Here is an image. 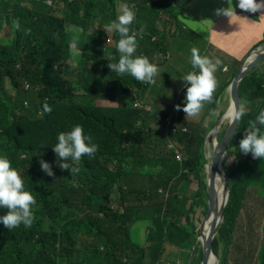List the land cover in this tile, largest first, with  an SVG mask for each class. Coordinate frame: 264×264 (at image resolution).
Segmentation results:
<instances>
[{
    "label": "trees",
    "instance_id": "trees-1",
    "mask_svg": "<svg viewBox=\"0 0 264 264\" xmlns=\"http://www.w3.org/2000/svg\"><path fill=\"white\" fill-rule=\"evenodd\" d=\"M192 1L180 0L186 2L184 13ZM216 1L228 5V0ZM54 3L0 0V31L9 24L11 33L0 40V157L10 161L24 181V190L36 199V205L32 206L35 225L26 228L21 224L8 230L0 224V264H162L163 258L168 257L165 252L168 243L175 245L176 251L187 243L193 244L190 264H201L203 242L192 216L197 208H203L205 217L208 211L207 177L215 150L213 147L211 157L207 155L208 131L215 134L212 143H220L230 119L221 133L224 121L220 120L215 129L216 121L207 126L194 124L184 120L173 106L161 112L160 120H156L153 105L140 102L138 109L133 106L136 100L144 98L149 84L129 75H118L108 67L119 60L116 45L120 36L109 30V25L122 14L123 4H128L135 13L129 25V35L137 41L134 57L151 60L150 56L163 51L164 31L158 25L162 7L165 5L163 12L167 14L165 9L174 3L169 0H62V3L54 0ZM234 12L236 16L259 21L264 9L250 13L236 8ZM235 18L226 20L231 22ZM221 19L224 18L213 22V31ZM85 29L92 32L83 34ZM74 37L79 38L76 48L71 46ZM204 39L206 44L199 48L209 53L222 49L211 41V32H206ZM19 43L22 45L16 57L12 53ZM263 46L264 35L241 52L236 46L234 56L229 58L206 54L213 61H221L214 76L226 77L220 90L228 89L225 108L226 100L232 99L235 74L238 75L243 61ZM76 53L77 58H73ZM107 53L110 55L105 56ZM71 58L76 60L73 68L68 65ZM249 63L250 60L246 66ZM229 66L234 73L230 79ZM107 76H115V84L121 89L108 94L121 100L119 107L98 105L97 93ZM69 78L75 79L76 87ZM75 88H80L82 94L75 95ZM238 94L241 102L247 100L249 111L238 122L223 158L229 194L212 251L216 256L220 238L225 235L231 247L229 253L234 255L233 264H246L245 261L264 264V220L263 236L260 239L259 235L255 242L250 231L245 232V222L234 220L241 206L248 218L255 211L257 221L262 217L260 210L264 211V197L262 200L256 197V193L264 194V159H254L251 153L245 155L239 150L240 140L251 130L249 122L255 121L264 110V59L240 80ZM45 104L52 110L41 115ZM140 113L145 120H140ZM121 116L126 124L111 127ZM153 121L157 122L154 127ZM174 125L178 127L173 132ZM75 126L82 127L84 136L90 137L86 143L98 145V150L91 157L82 156L78 164L67 161L80 168L78 174L71 175L69 170L58 167L61 161L52 148L61 132H69ZM261 131L264 132V126ZM169 138L178 142L170 150L163 141ZM141 142L146 145H140ZM142 148L144 155L140 152ZM173 148L176 150L172 151ZM178 153L180 162L175 159ZM122 157H128L133 176L146 159L149 175L153 179L158 174L159 188L163 186L172 195L168 205L146 206L150 217L147 225L141 227L147 230L145 247L135 243L131 235V229L143 216L142 204L136 202L137 188L130 187L119 169L110 170V165L118 167L117 161ZM231 157L235 161L227 167ZM40 161L51 166L53 176L41 170ZM190 177L198 179L194 195ZM132 182L136 183L135 178ZM82 192L88 198L87 205L83 203ZM114 193L120 194L121 202L115 209L111 206ZM252 199L256 204L250 206ZM150 200L158 199L152 196ZM6 212L7 209L0 208V216ZM183 217L187 224L181 223Z\"/></svg>",
    "mask_w": 264,
    "mask_h": 264
},
{
    "label": "rangeland",
    "instance_id": "rangeland-1",
    "mask_svg": "<svg viewBox=\"0 0 264 264\" xmlns=\"http://www.w3.org/2000/svg\"><path fill=\"white\" fill-rule=\"evenodd\" d=\"M26 1V0H24ZM62 3V0H59ZM235 1V2H234ZM171 4L169 7L165 9V12L167 14H164V8L165 5L162 7V12L160 14V19L158 22V25L160 24V27H162L164 31V41L162 45V54H154L153 57L150 56L151 60H149L150 63L156 65L159 69V73L156 77H154L155 83L149 84L147 88L144 91V98L139 101H135L133 106L135 108L140 107V102L143 103V105H153L156 109L155 111V118L156 120H160L161 118V112L170 109L173 106V109L176 110V106L179 105L181 108L184 107V99L186 94V87L185 83L182 81V78L188 74L189 72H198L197 69H193L190 63L191 59V49L193 46L200 47L206 44V41L204 39V34L206 32H213L212 25L214 21H218L219 17H223L225 19L223 26L228 24L226 20V16L224 15H217L218 9H226L230 3L231 5L233 3H236L235 6L238 3V0H228L227 3L228 6H221L216 0H194L191 2V4L188 7L187 13H184V9H186V2H180V0H169ZM217 4L220 7H216L215 9H212L209 5L211 4ZM54 0H52V5H54ZM59 7H62V4H60ZM233 10L235 7H232ZM182 11V13H181ZM178 17V20L176 18ZM97 25L95 24L94 28H96ZM162 31V32H163ZM68 32L67 30L65 33ZM92 32V29H85L83 30V34L89 35V33ZM7 36H11V33L9 32V24L3 25L2 30L0 31V40L4 39ZM109 37H111V34H109ZM66 37H64L60 44L65 40ZM71 44V43H70ZM21 43H19L15 50L13 51L12 55L18 57L17 50L21 48ZM70 46V45H69ZM237 46V43H235L232 47L222 48L217 50L215 53H209L207 49L203 48H197L199 50L200 55L206 56V54H209L211 56H218L223 55L226 58L234 56V51ZM244 46H241L239 50H241ZM36 50V49H35ZM113 47L111 48L110 52L113 53ZM110 54H105V56ZM78 53L75 54L73 58H77ZM118 62V61H116ZM115 62V63H116ZM76 60L70 59L68 62V65L70 68L75 67ZM94 65V63H92ZM223 65L224 62H223ZM234 67V65L232 64ZM100 68V67H98ZM233 71L231 67L229 66V72H228V78L234 77V73H231ZM221 77L217 78V87L213 93V101L211 103H205L203 109L201 110L200 114L195 117H188L183 111H177L178 114H183L184 120L192 122L194 124H204L205 126L209 125L211 122L216 121V125L213 127H217L220 120L224 121L222 124L220 133L223 129H225L227 125V118H225V114L229 108V106L234 102L233 99L226 100L227 107L225 108V97L228 89L224 92H220L223 84V79L226 78L223 75H220ZM236 76V74H235ZM12 77V76H10ZM73 86L76 87V81L73 78H69ZM115 76H107L105 77V81L103 86L101 87V92L97 93L98 96V105L101 107H119L121 105L120 99H112L108 96V94H111L113 91H121L119 89V84H115ZM176 87H179L177 89L178 91L175 92L174 89ZM100 90V89H99ZM232 94V91L230 92ZM75 95L82 94V91L80 88H75L74 91ZM102 96H105V98H102ZM241 100L239 101V103ZM249 110L247 109L246 112ZM145 116L140 113V120L144 118ZM125 117L121 116L119 122L111 126L113 128L118 127V125L126 124ZM153 127L157 125L156 121L152 122ZM178 126L174 125L172 131L174 132ZM156 128V127H155ZM209 133V144L206 145L207 149V155L211 157L213 152L214 144L212 143V140L215 137L214 132L208 131ZM223 139V138H222ZM165 140V141H164ZM165 144L167 145L168 150L170 148L174 147L175 145H178V142L172 139H163ZM140 145H146L145 143L141 142ZM176 149L173 148L172 151H175ZM141 155H144L145 152H143V148L140 150ZM234 157V156H232ZM226 163V166L228 167L230 164H233L235 159L232 158ZM175 159L177 161H182L181 155L178 153L175 155ZM118 167L115 168V166L110 165V170L116 171L117 169L120 170L122 177L127 178L129 185L131 188L136 187L137 191L135 192L136 202L138 205L142 204V212L143 216L139 219V223L134 225V227L131 229V235L135 243H138L140 245H147L145 244V234L147 232L146 229H141L142 225L145 226L148 223V219L150 217L149 211L146 209V206H155L157 208H160L161 206L170 204V199L172 195H168L165 191V188L163 186H160L159 181V175L155 174V177L153 179L148 173V167L146 165V159L143 160V166L139 170L138 174L136 176H133L132 173H130V165L128 157H122L118 159ZM163 168H161L162 171ZM185 172V171H184ZM135 178L136 183L133 184L132 179ZM192 180V187H193V194L198 189V179L194 177H190ZM223 191L219 193V201L222 199ZM155 196L156 201H151V197ZM256 197L259 199H263L264 194L262 193H256ZM82 200L83 203L87 205L88 198L85 193L82 192ZM256 204V202L252 199L249 201V205L252 206ZM137 205V206H138ZM208 211L206 212L207 215ZM34 214V221L33 225H35L36 219H35V213ZM261 218L259 221H257V214L255 211L251 212V216L248 218L246 212L243 209V206H241V209L238 214L236 215L234 220H241L244 221L246 224L245 232H249L252 234L254 238V242L258 239L260 235V239L263 236V220H264V211L260 210ZM193 222L198 227H200V224L202 220L205 217V213H203V208H197L195 210V213L193 214ZM182 224H187L186 217H183L181 219ZM31 226V227H32ZM221 226V225H220ZM217 232L214 235V238L217 236ZM213 238V240H214ZM231 250V247L227 243V239L225 238V235H223L220 238L219 247H218V253L215 256L216 264H233V257L234 255L231 252V255L229 251ZM166 254L168 257L163 258L164 262L162 264H189L192 261V258L194 257L193 253V244L190 245L187 243L185 248H180L176 251V246L172 245L170 243L167 244L166 248ZM197 260V255H195V261ZM246 264H256V262L248 263V261H245Z\"/></svg>",
    "mask_w": 264,
    "mask_h": 264
},
{
    "label": "clouds",
    "instance_id": "clouds-1",
    "mask_svg": "<svg viewBox=\"0 0 264 264\" xmlns=\"http://www.w3.org/2000/svg\"><path fill=\"white\" fill-rule=\"evenodd\" d=\"M236 6L245 12L256 13L264 9V0L260 3L256 0H238ZM121 12L122 14L117 17L116 21L109 25V30H115L120 36L116 45L117 52L120 54L119 60L116 63H109L108 67L118 75H129L138 82L155 83L154 77L159 73L158 67L150 63L147 57H134L137 41L134 36L129 35V25L134 21L135 13L128 4L121 6ZM217 15L237 17L231 3L226 9H218ZM78 40V37L73 38L71 44L73 48L77 47ZM190 63L193 69H198V72H189L182 78L186 87L184 107L177 105L176 110L183 111L188 117H195L200 114L206 102L213 101V93L217 87L214 73L221 65V61L219 59L213 61L207 56L202 57L197 48H192ZM225 70H227L226 67ZM246 105L247 100L238 103V106L233 102L225 118L230 119L232 123L240 121L247 110ZM51 110V107L45 104L40 114L50 113ZM249 126L251 130L246 132L240 140L239 150L245 155L251 153L254 159H264V132L261 131V127L264 126V110L259 112L255 121L249 122ZM57 140L58 143L52 150L61 161L58 167L61 170H69L71 175L78 174L80 168L72 166L67 161L71 160L78 164L82 156L91 157L98 150V145L86 143L90 137L84 136L81 126H75L66 133L61 132ZM40 167L48 176H53L48 163L40 161ZM111 201L113 209L119 207L120 194L114 193ZM34 205H36V199L31 192L24 190V181L19 173L12 168L7 158L0 157V208L7 209L6 214L0 216V224L8 230L19 227L21 224L26 228L31 227L34 221L32 211Z\"/></svg>",
    "mask_w": 264,
    "mask_h": 264
},
{
    "label": "water",
    "instance_id": "water-1",
    "mask_svg": "<svg viewBox=\"0 0 264 264\" xmlns=\"http://www.w3.org/2000/svg\"><path fill=\"white\" fill-rule=\"evenodd\" d=\"M263 48L264 46L260 50L254 51L251 55H249L243 61L238 71V75H236V79L234 80L233 83L232 99L237 104V106L240 101V96L238 94V86L240 80L244 78V76L247 74L249 70H251L253 67H255L264 59ZM251 56L253 57L251 58ZM248 60H250V63L249 65L246 66V62ZM238 122L232 123L230 121L228 129L221 142L218 144L214 143L215 150L213 153L210 170L208 171V177H207L208 196L210 195V198L208 199V213L199 227V231H200L199 237L202 238V242H203L202 243L203 260L201 264H211L210 263L211 260L213 261V264H216L215 255L212 251V241L214 235L218 231L223 221L224 209L227 204L228 194H229V190H228L229 177L226 175L223 167V158L226 149L229 146L231 139L237 129ZM219 179L222 180V184H223V194L220 203H219V194L217 192V183ZM209 218H210L209 226L207 227L208 232L205 233L204 225ZM198 240L199 238H197L194 245L197 243Z\"/></svg>",
    "mask_w": 264,
    "mask_h": 264
},
{
    "label": "crops",
    "instance_id": "crops-1",
    "mask_svg": "<svg viewBox=\"0 0 264 264\" xmlns=\"http://www.w3.org/2000/svg\"><path fill=\"white\" fill-rule=\"evenodd\" d=\"M256 2L260 3L262 2V0H256ZM209 6L212 9L220 7L215 3ZM236 8L238 7L235 6V9ZM224 21L225 19H221L217 25V31L214 30L213 32H211V41L214 42L220 48L232 47L235 45V43H237V47L239 49L241 46H244L243 48L251 47L264 35V12L261 13V19L259 21L251 20L245 16H237L231 22L227 21L228 24L223 26ZM241 50H239V52H241Z\"/></svg>",
    "mask_w": 264,
    "mask_h": 264
},
{
    "label": "bare ground",
    "instance_id": "bare-ground-1",
    "mask_svg": "<svg viewBox=\"0 0 264 264\" xmlns=\"http://www.w3.org/2000/svg\"><path fill=\"white\" fill-rule=\"evenodd\" d=\"M221 191H223V184H222V180L221 179H219L218 180V183H217V192H218V194L221 192ZM219 203H220V201H219ZM211 218V217H210ZM210 218L207 220V222L205 223V225H204V229H205V233H207L208 232V226H209V221H210ZM207 228V229H206ZM211 264H213V261L211 260V262H210Z\"/></svg>",
    "mask_w": 264,
    "mask_h": 264
}]
</instances>
